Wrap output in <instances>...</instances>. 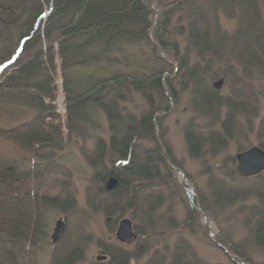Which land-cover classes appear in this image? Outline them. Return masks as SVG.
Returning a JSON list of instances; mask_svg holds the SVG:
<instances>
[{"label":"rangeland","instance_id":"obj_1","mask_svg":"<svg viewBox=\"0 0 264 264\" xmlns=\"http://www.w3.org/2000/svg\"><path fill=\"white\" fill-rule=\"evenodd\" d=\"M149 1L152 27L163 12L167 13L171 20L169 30L174 34L171 41L182 53L187 43V7L183 3L188 0H181L179 5L172 4L173 0L167 4ZM198 1L208 3L191 0L194 6H198ZM230 1V8L214 9L220 31L227 36L236 32L244 13L241 0ZM47 9L44 12L49 13ZM258 9L264 19V0H258ZM230 48L229 44L211 61L217 76L209 81L216 96L226 99L237 100V90L242 89V103L248 111L233 113L228 135H224L222 127L225 104L211 108L212 113L196 109L189 82L174 71L175 64L160 49L154 54L145 43L125 46L127 55L125 59L120 57L119 63L103 62L101 68L80 67L75 71V78L89 81L74 89L72 100L92 85L94 77L133 71L145 78L160 72V89L165 91L167 101L148 87L149 101L139 91L131 90L118 103L122 108L120 116L129 114L136 123L152 111V136L141 137L139 147L160 153L168 166L158 167L157 174L153 171L155 175H149L150 183L142 190L134 187L138 178L130 179V185L119 192L116 186L106 188L110 166L117 157L109 150L111 121L104 107L82 100L79 105L76 103V109L85 110L86 121L78 122L81 119L77 118L69 129L59 78L54 83L58 84L54 101H44L54 106L55 113L41 121L48 139L52 137L50 142L33 146L24 137L23 130L35 122L37 110L33 106L12 98L8 103L0 101V164L14 166L16 180L11 186L17 192L15 198L23 200L22 205L31 209L35 219L34 243L14 239L6 242L5 248V243L0 242V264H42L44 249L51 254L48 264L68 255L74 259L70 264H172V255L182 241L187 242L189 251L181 264H264V244L254 239L257 213L261 207L264 209V170L241 178L235 172L234 159L235 153L258 146L261 140L257 130L264 118V61L256 66L247 57L229 54ZM188 59L193 64L195 53L191 51ZM141 130L146 131L145 126ZM188 130L202 137V145L192 151L185 137ZM212 132L224 136V146L210 148L207 137ZM218 186L237 191L238 198L229 204L218 203L214 195ZM133 189L135 196L138 194L136 199H132ZM149 192L157 194L156 203L145 200ZM113 197L118 199L115 209L109 206ZM147 213L151 223H147ZM58 217L64 219L65 228L59 242L52 245L50 234ZM122 218L130 219L133 227L134 234L127 241L115 235Z\"/></svg>","mask_w":264,"mask_h":264},{"label":"trees","instance_id":"obj_2","mask_svg":"<svg viewBox=\"0 0 264 264\" xmlns=\"http://www.w3.org/2000/svg\"><path fill=\"white\" fill-rule=\"evenodd\" d=\"M160 1L163 4L168 3V0ZM149 2V0H0V101L8 103L9 98H12L17 103L29 104L37 110L33 119L35 122L23 130L26 141H30L33 146L50 142L52 139V137L48 139L49 135L46 136V129L41 121L47 115L55 113L54 106L44 101L45 99L54 101L58 85L54 83L58 82V78L61 80V89L67 103L64 110L69 129L75 120L86 121L85 110L76 109V103L79 105V101L88 100L91 105L104 107L112 125L109 150L117 156L115 164L110 166L108 176L115 175L119 178L120 183L115 189L118 192L126 189L133 178H138L135 180L138 183H135L134 187L142 190L150 183L149 175L157 174L158 167L160 169L168 167L160 153L155 154L153 150L139 147L141 137L152 136V111L151 115H143L139 123H136L129 114L124 118L120 116L122 108L118 106L124 99L123 95L131 90L139 91L149 101L148 87L157 90L167 101L165 91L160 89L162 78H159V71L145 78H141L143 75L138 76L133 71L123 74L112 73L101 78L94 77L90 81L92 85L84 88L85 90L72 100L74 89L89 81L74 77L78 68L92 66L101 68L103 62L108 64L109 61L119 63L120 57L125 59L127 55L123 51L124 47L133 44L145 43L154 54L160 49L175 64L174 71L181 73L189 82L196 109L212 113L219 104H225L227 110L222 127L224 135H228L234 120L233 113L248 110L244 102L242 103L244 97L240 94L241 88L237 90L236 94H239L237 100L216 96V91L209 85V81L217 76L212 70L211 61L220 56L218 53L226 51L229 44L231 46L229 54L247 57L251 63L259 67L264 61V19L259 14L258 0L239 2L244 8V13L239 21L240 26L230 36L221 33L214 9L218 6L230 8L232 1L208 0L206 5L198 1V6H194L191 0L184 2L187 7L185 34L187 43L182 53L178 52L177 45L171 41L174 34L169 30L171 20L167 13L163 12L161 19L152 27ZM180 2L181 0H173L172 4L179 5ZM47 8L50 12L43 19L41 16ZM210 15L213 16L211 19ZM191 51L195 53L193 64H189L188 59ZM72 79L75 82L71 81ZM68 83H71L70 87ZM118 118L120 121L117 122ZM192 124L190 129L193 128ZM144 126L146 131L143 132L141 129ZM194 132L185 131L190 151L202 145V137H197ZM217 134L212 132L207 137L211 149L216 148V145L224 146V136ZM257 134L261 139L258 146L264 150V118L259 123ZM13 170L14 166L10 164H0V219L3 221L0 224V242L5 243V248L9 240H27L30 244L35 240V230L32 231L35 227V219H32L34 213L22 205L23 200L15 198L17 192L11 186L16 180ZM3 192L7 195L2 196ZM137 195L135 196L133 189L132 199H136ZM214 195L215 201L222 204L232 203L238 198L237 191L223 189L222 186H218ZM155 196H157L155 192H149L145 200L156 203ZM114 197L109 205L112 209L118 206V199ZM36 214L38 218L39 211ZM257 214L259 218L254 227V239L256 243L264 244V209L261 207ZM148 215L147 223H151L152 219L150 214ZM188 246L184 241L176 246L172 264L183 262L188 255ZM73 260L68 255L54 258L51 264H70Z\"/></svg>","mask_w":264,"mask_h":264},{"label":"water","instance_id":"obj_3","mask_svg":"<svg viewBox=\"0 0 264 264\" xmlns=\"http://www.w3.org/2000/svg\"><path fill=\"white\" fill-rule=\"evenodd\" d=\"M48 11L43 13L45 16ZM42 16V17H43ZM214 85H219L216 83ZM235 159V172L241 178L252 177L258 175L264 170V150L259 146H252L246 150L241 152H237L234 154ZM175 169V168H173ZM176 171H180L175 169ZM116 181L114 178H110L108 185L106 188L112 189L115 186ZM65 228V222L62 217H58L54 221V226L52 228V232L50 234V241L52 245H55L61 239ZM131 220L128 218H122L118 222L116 237L119 240H129L133 236ZM226 251V249L223 248ZM232 260L233 259V256Z\"/></svg>","mask_w":264,"mask_h":264},{"label":"clouds","instance_id":"obj_4","mask_svg":"<svg viewBox=\"0 0 264 264\" xmlns=\"http://www.w3.org/2000/svg\"><path fill=\"white\" fill-rule=\"evenodd\" d=\"M51 259V254L48 250L44 249L41 252V261L42 264H48V261Z\"/></svg>","mask_w":264,"mask_h":264},{"label":"flooded vegetation","instance_id":"obj_5","mask_svg":"<svg viewBox=\"0 0 264 264\" xmlns=\"http://www.w3.org/2000/svg\"><path fill=\"white\" fill-rule=\"evenodd\" d=\"M111 177H113L114 179H115V181H116V184H115V186L117 187L118 185H119V183H120V180H119V178L117 177V176H115V175H110ZM109 176V177H110ZM110 177V178H111Z\"/></svg>","mask_w":264,"mask_h":264}]
</instances>
